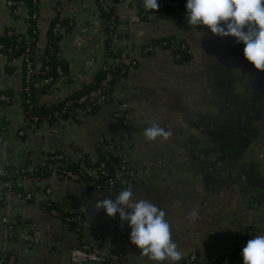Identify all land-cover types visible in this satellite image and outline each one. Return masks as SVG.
I'll list each match as a JSON object with an SVG mask.
<instances>
[{"label":"crops","instance_id":"1","mask_svg":"<svg viewBox=\"0 0 264 264\" xmlns=\"http://www.w3.org/2000/svg\"><path fill=\"white\" fill-rule=\"evenodd\" d=\"M110 1L118 19L108 48L96 0H39L34 63L42 58L53 17L59 14L73 21L61 29L56 52L67 63L70 78L46 84L34 74L35 104L44 107L42 112L91 83L105 62L119 66L118 51H128L110 101L82 112L75 121L70 113L68 124L54 128L47 113L20 133L25 113L19 91L23 66L0 53V92L11 96L10 102H0V165L30 167L41 163L47 151H63L72 161L98 160L99 146L112 150V142L126 131L128 137L117 154L138 170L132 199L147 200L166 213L182 259L157 262L141 255L130 241L131 227L121 220L104 233L103 251H120L129 264H168L183 262L191 251L227 253L235 236L252 227L256 233L251 238L264 235V71L247 61L244 44L236 43L235 37L217 36L205 25H189L186 10L152 11L129 24L138 11L129 3ZM19 13L13 14L0 0V37L10 28H28L26 9ZM164 36L182 39L190 59L178 62L163 47L141 52L144 42ZM121 101L130 105L126 122L113 114ZM152 123L171 135L146 139L144 131ZM30 179H13L12 185H32L34 199L19 202L7 193L0 201V264L4 254L14 255L17 264H78L71 261L68 249L78 240L91 239L95 229L108 223L105 210L95 209L101 193L54 173ZM47 185L48 197L60 209L82 215L78 233L42 205ZM194 209L198 216L193 220L188 213ZM34 228L40 229L42 240L31 245L20 235Z\"/></svg>","mask_w":264,"mask_h":264},{"label":"built area","instance_id":"2","mask_svg":"<svg viewBox=\"0 0 264 264\" xmlns=\"http://www.w3.org/2000/svg\"><path fill=\"white\" fill-rule=\"evenodd\" d=\"M98 1V5L100 4L102 7L107 8L108 4L114 5L110 0H96ZM6 4L9 6L11 12L15 15H19V9H26L27 15L26 19L28 22V28L25 31H18L15 29H7V33L12 35L11 41L8 43H4L0 40V53L7 54L10 58L11 62H15L20 60L23 66V84L19 87V91H24L26 96L31 94V82L34 80V59L32 57V49L36 47L37 35H38V17H39V0H5ZM118 5H122L124 3H129L133 9L138 11V5L132 0H115ZM144 2V0H143ZM159 4V8L162 6H173L174 12L177 11H185L186 10V2L183 0H157ZM59 9V5H56V10ZM143 13V12H142ZM142 13L138 15H131L129 24L132 21L137 20L139 16L141 17ZM59 15V14H57ZM61 16V15H59ZM110 25L114 24L113 18L109 20ZM92 27V26H91ZM63 28L62 24L57 20L52 27L53 32H61ZM35 44V46H34ZM170 45L171 47H180V49H188L186 43L184 41H180V38L171 37L168 40H160L159 43H152L148 40L144 42L141 46V52L143 54L149 53L154 47H160ZM171 47H164L170 50ZM189 50V49H188ZM173 56L178 58L180 56L179 53H175ZM128 59V51L127 49H120L117 54V60L122 63L121 71L124 68V62ZM48 66L45 65V68ZM102 68L105 70L103 77L99 80L98 84L90 89L87 92L81 93L75 100H66L61 107L54 108L51 112L48 113V117L51 118L54 123V128H59L62 125L69 123V114L71 113L73 121L79 119L81 117L82 112H92L99 105L104 103H108L111 98V90H110V80L113 78L114 74L112 66L109 63H104ZM56 76L53 75H45L42 78V82L46 84H52L56 80L67 81L70 78L69 70H64L60 65H57L56 68ZM10 102L11 96L1 91L0 92V102ZM77 103V106L74 109H70V105L73 102ZM32 104L28 103V107L24 109V119H23V129L20 130V133H23L25 128H28L35 123H37L40 115L35 113H30L29 109ZM69 111V114L64 115L65 112ZM114 116L120 118L122 121L126 122L130 117L131 110L130 105L126 101H121L118 107L113 112ZM128 134L126 131H123L118 138H116L112 142V150L114 154L118 155L117 152L121 145L126 141ZM49 161H53L51 164ZM72 159L65 153H52L43 157L41 163L47 165L50 169V174H57L59 177H63L65 179H73L77 180L81 184L88 185L96 190L101 188L106 189L108 193H110V199L115 200V196L119 194V192L123 189H133L136 179H137V168L134 164H132L125 156L122 154L118 155V159L116 162L112 163V167L110 170V176L107 177V181L97 182L95 179H84L82 178V174L78 171H75L70 167ZM54 164H56V168H54ZM24 167L21 168H13L8 169L7 167L0 165V173H9L8 170H13L14 173H19ZM82 168L87 170L89 173H95L97 170L100 171L101 174H106L107 169L105 168V163L100 162L99 166H90L86 165L82 162ZM21 180H31L29 176H21ZM42 179V178H40ZM12 179L10 178H1L0 179V201L5 200V195H10L14 197L19 202H26L28 200L34 199L37 195L32 187V185L23 187L21 190H14L11 188ZM51 191V186L47 185L44 188V196L41 197L42 205L46 207L49 213L53 216H57L63 218V220L69 223L73 230L78 233L81 229V224L83 217L79 213H63L62 209H60L57 205L53 206L51 204V198L48 197ZM103 199H109V196L101 192ZM108 217V223L105 228H97L94 230V236L87 241L78 240L73 246L68 249L69 256L71 261L74 263H84V262H101L104 264H129L124 259V255L120 251H103L100 247V243L102 241V237L106 231L114 229L116 223L120 221L119 214L117 213L114 218ZM3 221L8 220L6 216L2 217ZM9 227H12V224H9ZM256 233V230L254 229ZM24 239L28 240L29 244H35L42 240V235L40 229L34 228L29 230H23L21 235ZM240 246L235 249L234 255L231 254V251L227 253H216L212 252L208 255L200 254L196 251H191L186 256V259L183 262H172L168 264H243V260L241 259V250L246 245L247 239L236 236L234 239ZM2 264H17L16 258L14 255H2L1 256Z\"/></svg>","mask_w":264,"mask_h":264},{"label":"clouds","instance_id":"3","mask_svg":"<svg viewBox=\"0 0 264 264\" xmlns=\"http://www.w3.org/2000/svg\"><path fill=\"white\" fill-rule=\"evenodd\" d=\"M146 9L158 10L157 0H144ZM187 23L205 25L217 36H233L243 42V55L255 69L264 71V0H187ZM145 138L155 141L167 139L170 130L152 123L144 131ZM131 189H123L112 199H100L95 209H104L109 217L118 213L121 222L131 227L130 241L141 250V255L157 262L179 261L182 253L172 238L166 213L147 200L134 201ZM197 210L188 213L195 219ZM243 264H264V235L249 239L241 250Z\"/></svg>","mask_w":264,"mask_h":264},{"label":"trees","instance_id":"4","mask_svg":"<svg viewBox=\"0 0 264 264\" xmlns=\"http://www.w3.org/2000/svg\"><path fill=\"white\" fill-rule=\"evenodd\" d=\"M134 1L137 5H138V11L139 13H142V17L144 18V16H146V14L148 12H152L153 10L150 9H146L143 0H132ZM184 2H187V0H183ZM98 4V1H96ZM98 8L100 10V24L102 27V32L104 35V44L106 45V47L108 46V48H110V41L112 39V35L114 33V29H115V24L117 22V12H116V7L114 5L108 4L107 8L102 7L100 4L98 5ZM158 10H165V11H174V7L173 6H162L160 8H158ZM157 11V10H156ZM113 18L114 24L110 25L109 20ZM59 20V22L62 24V26H68V24L73 23V21L70 18L67 17H63V16H59V15H55L51 21V25H50V31L48 32L47 35V41L46 44L42 50V58H41V66L38 72V75L40 76V78H43L45 75H53L56 76V66L60 65L64 70H68V66L67 63H65L64 61H62L61 58H59L57 56V50H58V39L60 36V31L59 32H53L52 27L54 26L55 22ZM172 36H164V37H160L157 39H150L148 40L149 42L152 43H159L160 40L162 39H166L168 40L169 38H171ZM12 35L7 33V30L5 31V34L2 35L0 37V40L4 43H8L11 41ZM180 41H183L182 39H180ZM36 44V43H35ZM34 44V46H35ZM187 46V45H186ZM160 47H171L170 45H165V46H160ZM188 48V47H187ZM111 50V49H110ZM170 50L173 52V55L175 53H179L180 56L178 58H176L174 56V58L178 61V62H185L188 59H190V53L189 50L184 48V49H180V47H171ZM112 51V50H111ZM36 52L35 48L32 49V57L34 56V53ZM122 64V63H121ZM121 64L117 67L114 66V68L112 69V72L114 74L113 78L110 80V90H112V86L115 80V76L119 73V70L121 68ZM45 65H47L48 67L45 68ZM100 72L97 74V76L94 78V80L87 84L82 86L81 88L77 89L75 92H73L70 96H68L67 98H65L61 103L57 104L55 107L49 109V111H45V112H39L36 109V104H35V86H34V80H32L31 82V94L29 96H26L24 91H20V98L23 104V109H26L28 107V103H31L32 106L29 109L30 113H35V114H39L40 118L41 116H43L44 114L46 115L47 113L51 112L54 108H58L61 107L63 105V103L70 99V100H75L81 93L87 92L90 89H92L93 87H95L99 80L103 77L105 70L103 68H100L99 70ZM23 79H22V84H23ZM77 106V103L74 101L72 103V105H70L69 107H71L70 109H74V107ZM69 111L67 110V112L64 113V115H68ZM40 118L38 120H40ZM99 159L98 160H93L89 157H80L79 159L75 160V161H71L70 163V167L72 169H74L75 171H78L79 173L82 174V178L84 179H95V181L97 182H104L107 181V177L110 176V170L112 167V163L116 162L118 159V155L114 154L111 151H107L104 150L101 146H99ZM59 152H63V151H47L44 153V156L48 155V154H52V153H59ZM65 153V152H63ZM51 164H53V161H49ZM82 162L86 165H90V166H99L100 162H104L105 163V168L107 169V173L106 174H101L99 170H97L95 173H89L87 170H85L84 168H82ZM5 166V165H3ZM8 169H13L9 166H5ZM22 167V166H21ZM21 167H16V168H21ZM24 168L22 170L19 171V173H14L12 172L13 170H8L9 173L5 174V173H0V179L1 178H10L12 179V184L13 179L14 181L16 180V178H20L21 176H29L34 180L43 178L45 176H47L50 173V169L47 167V165L42 164V163H38V164H34L32 166H28L25 165L23 166ZM11 188L14 190H21L22 188L16 186V185H11ZM91 188V187H90ZM98 191L101 193L103 192L104 194H106L107 196H109L110 199V193H108L106 191V189L101 188L98 189ZM51 204L53 206H55L56 204L51 201ZM63 213H66L64 210H62ZM254 234V228H249L248 230H246L243 233H239L236 236H241L247 240L251 239V236ZM235 236V237H236ZM240 245L234 240L233 243V249L231 251V254L234 255V251L235 249H237ZM241 259L243 260V258L241 257Z\"/></svg>","mask_w":264,"mask_h":264},{"label":"water","instance_id":"5","mask_svg":"<svg viewBox=\"0 0 264 264\" xmlns=\"http://www.w3.org/2000/svg\"><path fill=\"white\" fill-rule=\"evenodd\" d=\"M41 64H42L41 59H38V60L34 63V70H35L34 74H35L36 80L39 79V78H38V72H39V69H40ZM43 108H44V107H43L42 105L36 107V109H37L38 111H40V112L43 111Z\"/></svg>","mask_w":264,"mask_h":264}]
</instances>
